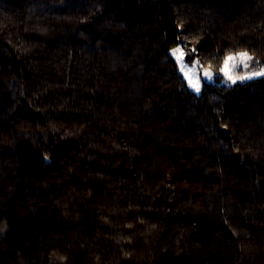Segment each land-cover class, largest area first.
<instances>
[{
	"label": "trees",
	"instance_id": "obj_1",
	"mask_svg": "<svg viewBox=\"0 0 264 264\" xmlns=\"http://www.w3.org/2000/svg\"><path fill=\"white\" fill-rule=\"evenodd\" d=\"M240 51L264 65V0H0V264H264V76L219 74Z\"/></svg>",
	"mask_w": 264,
	"mask_h": 264
},
{
	"label": "snow or ice",
	"instance_id": "obj_2",
	"mask_svg": "<svg viewBox=\"0 0 264 264\" xmlns=\"http://www.w3.org/2000/svg\"><path fill=\"white\" fill-rule=\"evenodd\" d=\"M179 53V55H177ZM172 56L175 57V59L178 61L180 64V68L182 71V74L185 76L187 79V82L189 86L196 92L200 91V78L196 77L193 79V77L190 75L192 72V69L189 68L188 71H184V52L180 49L177 48L172 52ZM252 57L248 55L247 52H239L236 55H228L224 62H223V67L221 68V72L223 76L225 77L226 81H230L231 83H236L237 80L243 81L245 79H251L253 76H264V69H262L259 72H254L251 73L250 75L247 76H234L232 74L233 69L237 67V60H239L240 64H243V66L246 68L247 67V61L251 60ZM198 63V62H194ZM203 77L207 80H212L213 73L210 70H205L203 72Z\"/></svg>",
	"mask_w": 264,
	"mask_h": 264
},
{
	"label": "rangeland",
	"instance_id": "obj_3",
	"mask_svg": "<svg viewBox=\"0 0 264 264\" xmlns=\"http://www.w3.org/2000/svg\"><path fill=\"white\" fill-rule=\"evenodd\" d=\"M177 48H180L184 52V58H183V61H184V71H188V69L191 68L192 69V72L190 73V75L193 77V79H195L196 77H199L200 78V91L202 90V87H203V85L205 83H210V82H213L214 81V79H215V73L210 68H208L206 66H202L200 64V62L197 60V58H195V57L190 58V55H188L180 45H177L176 47H173L171 49V51H170L171 52V55H172V52L175 49H177ZM240 52H246V51H240ZM237 53H239V52H237ZM237 53H233V54H230V55H236ZM177 55H179V53H177ZM248 55L251 56L252 59L249 60V61H247V67L246 68L243 66V64H240L239 63V60H237V67H235L233 69V72H232V74L234 76H247V75H250L251 73L259 72L262 69H264V65H262L261 63H259L258 60L252 54L248 53ZM174 59H175V57H174ZM176 62H177L178 68H179V70H180V72L182 74V71H181V68H180V64L178 63L177 60H176ZM194 62H198V63H194ZM205 70H210L213 73V77L214 78L212 80H207V79H205L203 77V72ZM219 74H221V77H222V80L221 81L223 83H231L230 81H226V79L223 76V74H222L221 71H220ZM182 76L184 77L187 85L189 86V84H188L187 79L185 78V76L183 74H182ZM255 77H259V76H253L252 78H255ZM245 80H249V79H245ZM245 80H243V81H245ZM236 82H242V81L237 80ZM189 88L191 90H193L190 86H189ZM194 92H196V91H194ZM199 92H196V93H199Z\"/></svg>",
	"mask_w": 264,
	"mask_h": 264
}]
</instances>
